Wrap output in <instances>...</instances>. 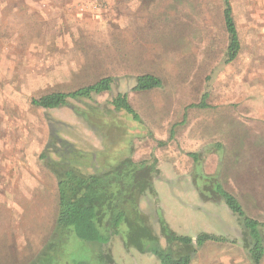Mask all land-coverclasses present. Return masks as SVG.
I'll return each mask as SVG.
<instances>
[{
    "label": "rangeland",
    "instance_id": "1",
    "mask_svg": "<svg viewBox=\"0 0 264 264\" xmlns=\"http://www.w3.org/2000/svg\"><path fill=\"white\" fill-rule=\"evenodd\" d=\"M231 3L242 48L226 63L221 0H0V264H30L53 236L56 179L38 160L52 130L94 154L88 171L118 160L130 143L136 159L155 155L159 206L170 227L229 239L198 248L191 264H251L241 220L222 199L204 198L214 194L205 192L203 175L216 174L248 215L264 222V0ZM144 73L163 86L133 91ZM105 76L115 78L113 91L97 100L128 93L143 127L122 117L103 137L88 124H98L96 117L87 123L68 106L32 103ZM206 93L208 107L196 106ZM217 143L220 151L205 152ZM191 152L202 153L196 183ZM150 206L166 245L157 206ZM51 241L61 245L50 254L57 264H159L152 253L126 250L118 235L108 244L73 234ZM48 257L42 253L37 264Z\"/></svg>",
    "mask_w": 264,
    "mask_h": 264
},
{
    "label": "trees",
    "instance_id": "2",
    "mask_svg": "<svg viewBox=\"0 0 264 264\" xmlns=\"http://www.w3.org/2000/svg\"><path fill=\"white\" fill-rule=\"evenodd\" d=\"M221 1L228 33L225 62L230 63L238 58L242 45L231 0ZM135 79L133 91H150L163 86L162 78L155 74H139ZM114 82V77L105 76L69 92L54 91L44 94L34 98L32 103L45 109L68 106L85 121L90 120V117H96L98 124L86 122L103 137L108 134L106 128L122 117L143 127L144 120L132 105L128 93H118L105 102L97 100V95L112 93ZM207 97L208 94H204L201 103L196 106L208 107ZM71 100L80 102L84 107L75 105ZM132 137L133 135L127 138L129 142H132ZM173 137L174 129L171 130L170 139ZM158 142L161 145L167 144V141ZM130 145L131 147L124 151V156L118 160H109L111 162L104 169L88 171L83 167L92 165L94 154L78 148L56 130L51 131L49 142L39 155V160L57 181L58 216L53 236L63 238L73 234L84 242L108 244L113 236L118 235L126 250L135 249L140 253H152L159 260V264H191L198 248L209 242L229 241L224 235L209 232H201L195 238L175 232L159 206V194L155 186V179L160 173L159 160L155 155L148 159H136L132 143ZM221 147L223 146L220 143L210 145L205 152L220 151ZM189 155L195 161L196 183L197 173L199 171L203 173L202 153L191 152ZM215 175H203L206 176L205 192L206 188L210 187L214 194L211 196V191L209 194L207 191L204 198L206 200L220 198L225 202L241 220L250 263L264 264V222L248 215L240 199L227 190ZM144 200L149 202L146 209L142 207ZM151 201L157 206L156 213L166 245L162 244L155 228ZM50 241L30 264H37L42 253L49 255L46 258L47 264L58 263L50 254L55 252L53 250L58 251L61 245L51 247L55 244ZM70 264L93 263L87 260H74Z\"/></svg>",
    "mask_w": 264,
    "mask_h": 264
},
{
    "label": "crops",
    "instance_id": "3",
    "mask_svg": "<svg viewBox=\"0 0 264 264\" xmlns=\"http://www.w3.org/2000/svg\"><path fill=\"white\" fill-rule=\"evenodd\" d=\"M38 160H39V157H38ZM155 186H156V181H155ZM55 195L57 196V181H56V191H55ZM151 198V197H150ZM56 199L58 200V197H56ZM142 207H143V205H142ZM143 209H146V207H143ZM57 210H58V206H57ZM56 210V211H57ZM58 216V215H57ZM56 219H57V217H56Z\"/></svg>",
    "mask_w": 264,
    "mask_h": 264
}]
</instances>
